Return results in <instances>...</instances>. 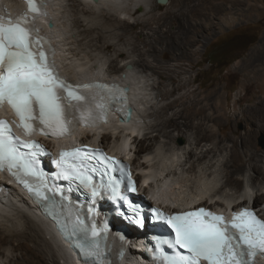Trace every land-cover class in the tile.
Masks as SVG:
<instances>
[{"label":"bare ground","instance_id":"bare-ground-1","mask_svg":"<svg viewBox=\"0 0 264 264\" xmlns=\"http://www.w3.org/2000/svg\"><path fill=\"white\" fill-rule=\"evenodd\" d=\"M69 1L72 2L69 4L76 17L75 26L82 25L77 17L79 15H88L91 21L99 19V27L87 32L82 30L83 40L98 32V48L105 51L115 45L102 42L107 32L114 34L118 39V47L120 44L122 46L116 48V43L114 48L117 50V57L110 62V68L105 72L106 77L101 75L97 64L93 65L94 70L85 73L76 72L75 67L68 70L62 56L63 33L56 24L59 21L58 6H61V0H48V15L39 20L38 24L43 26L48 19L54 20V26L46 27V30L50 31L51 36L54 34L57 44L59 41L57 60L64 74L71 79L82 81L92 78L117 80L129 87L133 105L130 120L118 123L111 119L100 124L93 136L87 133L90 130H80L74 138H81V142L85 143L93 137L94 143L98 142L113 150H120L123 146L126 149L131 148L132 152L128 154H133L132 163L138 171V177L142 179L143 185L150 182V188L146 192L156 201L166 199L172 202L173 206H179L176 210L190 207L189 205L196 202L195 207L207 205L210 208L238 209L247 203L251 204L254 199L260 202L258 205L264 216V149L254 141L255 132H264V95L259 96L255 105L245 109L241 116L230 115L229 107L223 103L220 93L211 91L203 94L199 88L192 87L194 81L186 76L193 65L191 61L187 63V60L196 56L197 50L204 46V42L197 38V19L202 22L207 18L214 20L217 10L247 9V6L245 7L241 0H223L221 3L216 0H179V10H172L167 14L153 10L154 6L158 8L157 0ZM7 2L11 9L21 6L17 0ZM83 2L90 4H86L90 9L81 8ZM133 2L142 7H150L144 19L131 22L117 14L119 11H128L135 15L137 11H132L136 6H131ZM165 4L168 7L170 0ZM116 11L118 12L115 13ZM115 25H119L118 30L104 33V28ZM137 25L141 28L139 33L134 31ZM128 34H132L129 39L125 38ZM92 44L97 48L94 40L88 43ZM74 56L77 58L78 54ZM121 56L123 58L119 60ZM95 60L93 56L90 57V61ZM128 63H132L129 64L132 69L126 68ZM84 65L87 66L81 61L76 67L82 70ZM136 67L137 71L146 72L149 77H157L152 85L157 89L156 98L162 101L152 106L149 111V117L154 118V121L147 125V130L142 136L139 134L141 127L138 126L140 119L137 120L139 113L135 108L136 101L141 97L138 95L139 86L138 83L136 87L130 86ZM125 69H128L127 73L123 74ZM244 75L249 84L259 83L264 94V60L257 68L247 69ZM239 121L247 125L248 130L245 133H240L235 128ZM225 125L230 126V130L223 132ZM177 135L186 138L185 147L176 144ZM162 137L166 138V142L158 144ZM51 141L52 139L45 140L47 144ZM208 142L211 143L210 146H207ZM182 149L184 154H178L177 150ZM137 155L141 156L142 161H136L139 157ZM182 156H185V162L179 163ZM180 167L183 168L182 171L179 170ZM181 173L195 175V179L176 180ZM5 177L6 175L0 172V186H3L4 192L9 195L1 198L0 202H6V205L15 211V218L4 214L0 207V264H57L52 242L58 246L66 264H81L74 258L71 247L57 233L50 220L39 215L35 206L18 188L5 182ZM189 180H192L191 191H188L190 186L187 187ZM4 192L0 190V195ZM209 202L212 206L207 204ZM113 222L122 223L116 219ZM45 233L52 242L47 240ZM137 246H140V243L135 238L129 243L122 258L117 260L120 245L115 242L111 251L114 264H149L142 252L136 249ZM255 264H264V259H259Z\"/></svg>","mask_w":264,"mask_h":264},{"label":"snow or ice","instance_id":"snow-or-ice-1","mask_svg":"<svg viewBox=\"0 0 264 264\" xmlns=\"http://www.w3.org/2000/svg\"><path fill=\"white\" fill-rule=\"evenodd\" d=\"M26 3L28 11L17 19L0 16V107L5 103L11 105L20 118L21 126L29 134L37 130L33 122L38 121L43 126L38 130L45 134L68 135L74 126L66 107L72 106V101H83L85 97L60 79L54 62L44 49L47 42L39 36L35 25L36 19L47 15L43 0H26ZM83 88H101L113 92L107 85H83ZM115 91L121 90L117 88ZM90 120L91 111L81 112L80 121ZM17 139L11 135L8 122L0 120V169L7 167L39 199L47 202L45 210L57 220L66 238L72 240L82 253V258L87 261L90 257L98 256L99 245L88 240L83 220L70 211L66 214L58 212V205L47 195L50 189L46 183L43 191L29 184L26 178L37 175L33 167L36 152L26 155L20 151V145L30 149L38 145L27 141L18 144ZM68 156L74 160L86 158L81 157L79 150L63 152L61 161L57 163L64 167L67 163L64 158ZM101 162L105 163L107 172L113 158L102 156ZM83 167L81 164V171H77L75 164L70 165L64 168L62 175L68 180H79L94 196L97 194L96 189L91 184V178L81 174ZM132 191H135V187ZM164 218L175 230V239L161 243L169 244L175 251L166 255L162 264H254L255 257L264 253V221L258 220L247 209L236 214L231 224L224 223L222 216L203 208ZM91 235L95 237L98 233L93 229Z\"/></svg>","mask_w":264,"mask_h":264},{"label":"rangeland","instance_id":"rangeland-1","mask_svg":"<svg viewBox=\"0 0 264 264\" xmlns=\"http://www.w3.org/2000/svg\"><path fill=\"white\" fill-rule=\"evenodd\" d=\"M221 1L223 0H216V2L218 3H221ZM241 2L242 4H245V7L247 6V9H220L216 11L217 17H215L214 20H210V18H207L205 21L202 22L200 21V19H197V38L204 42V46L200 47L197 50L196 56H194L190 60H187V63H190L191 61L193 65L191 66L188 74L186 75L187 77L191 78L192 81H194L192 83V87L199 88V90H201L203 94H206L207 92L211 91H216L220 93L222 95L223 103L229 107V114L238 116H241L245 109L254 106L259 96L264 95L263 90L259 86V83L252 82V84H249L245 80L244 75L247 72V69L257 68L260 63L264 60V0H241ZM69 3L71 4L72 2L69 0H61V6L57 5L59 8V15L57 19L59 21L56 20L58 22L56 24L59 25V29H61L63 33L61 36V42L64 44L62 55L63 63L65 64L68 70H71V67H75L76 72L80 71L79 73L92 71L94 70L93 65L97 64V69L101 71V75L106 77L105 75L107 73V70L110 68V62L117 57V50L114 47L116 43V48H119L122 45L120 44V46L118 47L119 43L117 42L118 39L115 37V35L107 32L105 33V31L118 30L119 25L106 27L103 29L106 36L102 39V42H111V44L114 43L115 45L112 47H108L105 51H101L98 48L99 44H97L96 42L97 37L99 35L98 32L90 34L88 37L85 38L86 41L83 40V35H81L82 30H85L87 32V30L89 29L92 30L95 27H99V19L92 18L93 20L91 21V18L88 17V15L87 17L79 15L77 17L80 18L82 25L80 27L75 26L76 17ZM86 4L83 2L81 4V8H88L89 6L87 5L90 4ZM133 5L135 6L136 4H134L133 2L131 6L133 7ZM157 5L158 8L157 6L153 7V10H155V12L157 13H167L176 9L179 10L181 6L179 0H170V4L168 5V7L166 4L163 5L159 4L158 2ZM149 10V6L144 5L142 7L137 4L132 9V11H137L135 15H132V12L128 11H126L127 13H121L120 11L119 13H117L118 11H116L115 13H117L122 18H127L131 22H134L136 20L144 19ZM134 31L139 33L141 31V28L137 25ZM239 33H243L244 35L252 33L255 36V42L250 44L244 51L240 52V57L237 60L227 66L218 68L216 66L211 67L210 64L205 62L206 55L207 57L213 60H217L220 57L228 56L230 52H235L237 48L233 50L231 49L230 51L220 50V48L222 45L225 47L227 44H229L232 41V37ZM131 36L132 34H128L125 38L129 39ZM91 40H94V43L97 48L93 44L88 45ZM127 48L129 47L127 46ZM75 54H78L77 58H74ZM91 56H93V58H96V60L90 61ZM122 58L123 56H121L119 60H121ZM161 59L164 60L163 58ZM81 61L85 62L87 65H84L82 70L76 67L78 62ZM66 63H68L69 65ZM129 64L132 65V63H128V65ZM128 65L126 68H128ZM132 68L133 67L131 66V69ZM126 70L128 69L123 70L122 73H127ZM137 70V67L134 68V79L130 80V86L136 87L137 83V85L139 86L138 95L141 97H139V99L136 101L135 108L139 113L137 114L139 116L137 120L140 119L138 126L141 127L139 134L140 136H142L147 130V125L150 124V122L154 121V118L149 117V111L151 110L152 106H154L155 104H160L162 103V101H158V98H156L155 95L157 93V89L153 88L152 85L155 81L154 79H156L157 77H149L147 76L146 72ZM229 127L230 126L225 125V127L223 128V132L229 131ZM235 128L240 133H245L246 130H248L247 125L242 121L237 122L235 124ZM154 134L156 133L154 132ZM254 141L260 148L264 149V132H255ZM165 142L166 138L162 137V140H160L158 144H164ZM175 142L179 147H185L187 140L183 136L177 135L175 137ZM210 145L211 143L208 142L207 146ZM177 151L180 155L184 154L183 149ZM137 156L139 157L136 159V161H142L141 156ZM184 158L185 156H182L181 161L179 163H184ZM220 165L221 161H219V166ZM182 169L183 168L180 167L179 170L182 171ZM183 178L195 179V175L191 176L188 173H181L178 178L175 179L181 181L183 180ZM139 180L142 181V179L140 178ZM191 181L189 180V182ZM189 182L187 187L190 186L189 188H191L192 182ZM243 183H245L244 180ZM229 189L230 188H228V190ZM191 190L192 188L190 190L188 189V191ZM255 203L258 204L260 202L255 201ZM207 204L211 205L210 202ZM0 207L2 208L1 210L5 212L4 214L15 218V211L11 207L7 206L6 202H0ZM45 237L47 238V240L52 242V240L46 235V233ZM51 245L53 246L54 252L56 253L55 256L57 259V264H66L65 259L62 258L61 254L58 251V246L55 245L53 242L51 243Z\"/></svg>","mask_w":264,"mask_h":264},{"label":"trees","instance_id":"trees-1","mask_svg":"<svg viewBox=\"0 0 264 264\" xmlns=\"http://www.w3.org/2000/svg\"><path fill=\"white\" fill-rule=\"evenodd\" d=\"M254 35L252 33H249L247 35H244L243 33L236 34L232 37V41L227 44L225 47L222 45L220 50L224 51H230L231 49H236L235 52H230V54L226 57H220L219 59H211L209 57H205V62L210 64L211 67L216 66L218 67H224L231 63H233L235 60H237L240 57V52L244 51L250 44L255 42L253 37ZM228 46V47H227Z\"/></svg>","mask_w":264,"mask_h":264},{"label":"water","instance_id":"water-1","mask_svg":"<svg viewBox=\"0 0 264 264\" xmlns=\"http://www.w3.org/2000/svg\"><path fill=\"white\" fill-rule=\"evenodd\" d=\"M157 2L159 3V4H165V3H167L168 2V0H157ZM49 26L50 27H52L53 26V24L50 22L49 23ZM129 68H131V66L129 65L128 66ZM130 112H133V110L132 109H130ZM130 118H131V115H130V117H129V120H130Z\"/></svg>","mask_w":264,"mask_h":264}]
</instances>
